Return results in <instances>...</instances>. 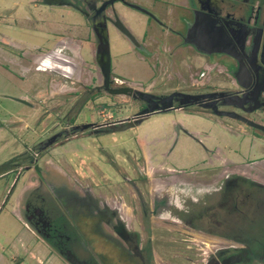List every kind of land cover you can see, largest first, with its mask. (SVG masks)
I'll return each mask as SVG.
<instances>
[{
  "label": "rangeland",
  "instance_id": "1",
  "mask_svg": "<svg viewBox=\"0 0 264 264\" xmlns=\"http://www.w3.org/2000/svg\"><path fill=\"white\" fill-rule=\"evenodd\" d=\"M136 1L152 8L150 0ZM156 6L157 9L162 7L164 12L167 10L159 3ZM116 7L134 35L141 37L146 15L120 4ZM15 8L13 16L8 17ZM33 15L50 18L53 22L63 18L72 23L81 22L80 15L68 8L45 10L40 7L39 10L32 0H0V36L27 50L34 44H46L31 32L35 23L27 18ZM40 29L47 30L44 26ZM161 29L157 27L166 37ZM74 33L82 37L85 30L76 27ZM108 43L112 71L130 87L148 89L159 95L173 87L187 95L210 93L215 88L235 89L233 80L219 69L209 70L210 77L205 86L189 81V69H173L171 75L172 69H164L165 54L156 49L148 52L132 48L112 26L108 30ZM82 45L85 68L71 79L72 84L62 85L57 78L50 81V75L44 72L27 74L22 69H6V66H12L11 57L0 44V264H69L24 216V199L37 185L38 178L76 195L90 192L98 202L107 199L111 203L119 195L124 196L128 205L136 201V196L124 184L123 176L130 179L145 177L150 189L153 179L169 175L180 177L182 181L189 177H217L222 166L220 175L231 171L264 184V136L229 118L214 120L208 115L170 111L152 115L133 127L110 131L109 125L131 120L138 107L125 96H118L113 102L84 103L85 86L99 82L100 74L93 62L92 46L86 42ZM220 56L224 62L225 56L218 54ZM211 60L216 66L224 67L217 58ZM191 61L196 67L208 64L206 57L200 54H194ZM186 62L182 61V67L185 68ZM77 114V121L93 124L104 132L81 136L68 119ZM54 138H58V143L45 149L44 146ZM30 160H36L38 171L32 167L28 169ZM59 183L63 184L58 186ZM39 192L48 196L44 185L40 186ZM243 192L249 193L246 189ZM249 194L253 197L242 203L239 200L244 212L262 191ZM216 211L220 213L222 208L216 206ZM46 212L52 215L54 223L64 222L62 208L55 213ZM243 215L239 220L236 213L233 214L238 225L245 220ZM259 217L264 222L263 212ZM250 219L248 216L247 220ZM148 225L147 233H139L138 237L140 241L155 244L153 256L157 260L177 258L181 259V264H186L185 259L205 258L216 247L232 243L196 233L167 219L152 218ZM99 227L105 236L97 247L106 253L105 262L114 264L111 251L107 250L112 248L109 244L114 241L112 231L104 224Z\"/></svg>",
  "mask_w": 264,
  "mask_h": 264
},
{
  "label": "flooded vegetation",
  "instance_id": "2",
  "mask_svg": "<svg viewBox=\"0 0 264 264\" xmlns=\"http://www.w3.org/2000/svg\"><path fill=\"white\" fill-rule=\"evenodd\" d=\"M150 1L152 8L136 0H32L34 7L39 10L40 7L45 10L68 8L80 15L81 22L72 23L64 18L53 22L50 18H35L34 15L27 18L29 22L35 23L31 28L33 35L47 43L34 44L27 50L21 44L22 47L0 36L2 50L11 57L12 66H6V69H22L27 74L40 71L50 75V81H56L57 78L62 85L72 84L71 79L85 68L81 56L84 49L82 43H90L100 81L85 86L84 103L97 100L113 102L116 97L125 96L138 107L131 120L109 125L110 131L114 130L115 125L133 127L152 115L187 111L208 115L214 120L229 118L264 136V131L256 127L264 126V0ZM158 3L167 10L162 11V7L157 9ZM117 4L146 15L141 37L134 35L117 10ZM133 5L148 12L136 9ZM15 10L7 16L12 17ZM170 21H174L176 27L169 25ZM41 26L47 30H41ZM110 26L116 28L132 48L148 52L156 49L165 54L164 69H172L171 75L173 69H189V81L205 86L210 77L209 70L205 69H223L233 80L235 89L215 88L195 98L191 96L196 95H181L184 92L176 87L164 94H153L151 90L136 89L122 81L112 71L111 58L110 73L105 76L99 57L103 53V44L106 41L108 43ZM76 27L85 30L82 37L74 33ZM155 27H161L167 36L164 37ZM215 34L217 39L213 40L210 36L214 37ZM215 47L224 48L233 56L223 54L227 57L222 62L221 56L218 57L220 53H207ZM194 54L205 56L208 64L196 67L191 61ZM215 58L224 63V67L216 66L215 61L211 60ZM182 61H187L184 63L185 68L182 67ZM194 69H201L197 77L192 74ZM78 116L68 119L75 124L74 128L79 130L81 136L104 132L93 124L77 121ZM57 139L50 140L44 148L56 145ZM29 163L28 169L32 167L34 171L39 170L36 160H30ZM222 169L221 166L217 177L210 178L194 179L188 176L182 181L175 175L160 177L153 179L152 185L149 184L150 189L147 188L148 180L145 177L130 179L123 176L124 184L136 196V201L129 205L124 196L119 195L120 200L117 198L111 203L107 199L100 203L95 201L90 192L76 195L63 187L54 188L43 178H38L37 185L30 189L24 199L23 213L33 229L69 264H73L71 258L81 264H107L106 253L97 247L105 236L99 227L102 224L111 229L114 237V241L109 242L112 248L107 249L109 253L111 251L114 264H181V259L177 258L157 260L153 256L155 244L140 241L138 234L147 233L152 218L171 220L196 233L232 241L228 245L216 247L205 258L185 259L186 264H264V222L259 217L260 212L264 214V184L231 171L220 175ZM41 185L46 187L48 196L39 192ZM245 189L249 193L259 189L262 191L261 195L257 194L251 200L246 212L242 210L239 200L245 202L252 195L243 192ZM216 206H220L222 212H217ZM58 208L64 209L62 215L66 216L68 225L54 223L52 215L46 212L55 213ZM234 213L239 220L244 214L245 220H241L238 225L233 219ZM248 216L252 219L247 220ZM73 231L78 233V237H73ZM167 245L172 246L170 243Z\"/></svg>",
  "mask_w": 264,
  "mask_h": 264
},
{
  "label": "water",
  "instance_id": "3",
  "mask_svg": "<svg viewBox=\"0 0 264 264\" xmlns=\"http://www.w3.org/2000/svg\"><path fill=\"white\" fill-rule=\"evenodd\" d=\"M133 7H135L136 9H139V10H142V11H144V12H148L147 10H145V9H143V8H141L140 6H138V5H133ZM128 32V31H127ZM128 34L130 35V37H131V34L128 32ZM213 40L214 39H217L216 37H217V34H215L214 35V37L213 36H210ZM205 38V37H204ZM211 39V40H212ZM100 44H102V43H100ZM103 46H104V48H103V53H100V57H99V64H100V66H101V68H102V71H103V73H104V75L105 76H109V73H110V57H109V45H108V43H107V41L103 44ZM200 50H205V49H200ZM102 51V50H101ZM207 53H209V54H212V53H220V54H228V55H232L233 56V54L232 53H229L228 51H226L224 48H212L210 51H208ZM234 77L236 78V79H238V77H237V75H234ZM181 95H184V96H186V94H181ZM214 95H216V94H214ZM191 96V95H190ZM191 97H193V98H195V97H198L197 95L196 96H191ZM168 106H170V105H168ZM129 126H131V125H124V126H122V127H118V125H115L114 127L115 128H113V126H112V128L114 129V130H119V129H125V128H128ZM256 127H258L259 129H261V130H263L264 131V126H262V125H256ZM70 261H71V263H73V264H81L80 262H78L75 258H71L70 259Z\"/></svg>",
  "mask_w": 264,
  "mask_h": 264
},
{
  "label": "crops",
  "instance_id": "4",
  "mask_svg": "<svg viewBox=\"0 0 264 264\" xmlns=\"http://www.w3.org/2000/svg\"><path fill=\"white\" fill-rule=\"evenodd\" d=\"M169 2H178V1H180V0H168ZM168 24L169 25H172L173 27H176V23L173 21V22H171L170 21V23L168 22ZM154 29H156L157 30V27H155ZM225 57H227V56H225ZM220 61V60H219ZM207 70H210V69H207ZM219 71H221V72H224L223 71V69H219ZM199 72H201V69H194L193 71H192V74H194L196 77L200 74Z\"/></svg>",
  "mask_w": 264,
  "mask_h": 264
},
{
  "label": "trees",
  "instance_id": "5",
  "mask_svg": "<svg viewBox=\"0 0 264 264\" xmlns=\"http://www.w3.org/2000/svg\"><path fill=\"white\" fill-rule=\"evenodd\" d=\"M64 210V209H63ZM65 217V219H66V216H64ZM64 219V218H63ZM64 219V222L62 223V225H68L67 224V221ZM72 232V231H71ZM71 232H66V233H68V234H71ZM72 235H73V237H75V236H77L78 237V233L77 232H74L73 231V233H72Z\"/></svg>",
  "mask_w": 264,
  "mask_h": 264
}]
</instances>
